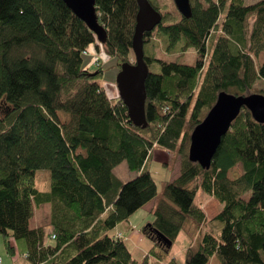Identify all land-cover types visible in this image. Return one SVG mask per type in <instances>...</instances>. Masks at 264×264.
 Listing matches in <instances>:
<instances>
[{"label":"trees","instance_id":"trees-1","mask_svg":"<svg viewBox=\"0 0 264 264\" xmlns=\"http://www.w3.org/2000/svg\"><path fill=\"white\" fill-rule=\"evenodd\" d=\"M96 2L105 42L64 0H0V234L11 254L13 242L23 241L32 264L69 244L76 253L53 264H150L148 257L135 258L127 239L110 231L157 197L148 165L153 149L178 132L189 111L193 131L220 92L259 93L254 84L264 80V61L255 67L264 53V0H191L189 18L174 0L172 11L165 12L164 0H150L163 20L145 33V44L155 31L163 32L170 47L182 40L194 46L198 60L164 61L145 51L149 70L153 61L161 70L149 71L146 79L148 126H136L121 97L110 98L100 83L104 68L98 59L96 70L83 62L94 45L117 59L119 71L124 63H135L138 2ZM169 17L172 22L165 24ZM189 141L188 136L179 146L180 174L166 184L154 222L142 228L152 241L149 255L168 259L172 247L158 233L174 244L188 216L206 224L194 202L206 192L224 204L208 219L220 229L190 247L184 264L213 257L221 264H264V123L243 107L209 169L189 159ZM123 161L136 174L125 182L114 174ZM239 166L241 173L233 178ZM38 170L50 172V189L36 187ZM46 203L53 244H46L43 227L30 224L35 206ZM167 264L179 263L172 256Z\"/></svg>","mask_w":264,"mask_h":264},{"label":"water","instance_id":"water-1","mask_svg":"<svg viewBox=\"0 0 264 264\" xmlns=\"http://www.w3.org/2000/svg\"><path fill=\"white\" fill-rule=\"evenodd\" d=\"M64 2L88 25L100 42L106 41L107 31L99 22L96 0H64ZM137 2L139 10L132 42L135 63H124L121 66L117 75V87L119 96L128 107L132 122L136 126L146 128L148 126L146 79L150 70L145 60L144 35L153 31L162 22L163 15L150 0H137ZM174 2L183 16L191 17V0H174ZM243 107L250 110L257 122L264 123V94L236 95L226 91L220 92L215 104L191 133L189 159L209 169L223 137L230 130L232 122ZM158 234L165 243H168L169 248L172 247L171 240L160 232Z\"/></svg>","mask_w":264,"mask_h":264},{"label":"rangeland","instance_id":"rangeland-1","mask_svg":"<svg viewBox=\"0 0 264 264\" xmlns=\"http://www.w3.org/2000/svg\"><path fill=\"white\" fill-rule=\"evenodd\" d=\"M257 1L259 0H244L246 4H252ZM164 3H167V6L169 8L166 9L161 7L162 10L164 12L172 11V0H164ZM224 14L225 11L223 10L219 21H222V19L224 18ZM169 22H172L171 17L164 19L165 24ZM145 51L148 56L162 59L164 61H177L185 64H195L198 60V53L194 46L185 44L182 40L170 47L168 45V42L166 41V36H164L163 32L158 31H155L152 40L145 44ZM97 59L104 68L103 76L99 78V81L104 86L108 96L113 97V92L117 91L118 89V61L115 57L107 56L106 54H104L102 50L97 51L94 45H91L89 46V54H84L83 66L91 70H96L98 68V64L96 62ZM263 61L264 53H261L258 57H256V69H259ZM160 67L161 66L158 61H153L150 66V71L159 72L161 70ZM254 88L256 92L262 93L261 89H264V80H257L254 84ZM191 123V111H189V113L181 119V125L178 132L173 136H165V142L158 144L152 151V157L148 161V165L150 173L155 179L158 186V195L155 198L157 206L164 196V189L166 184L171 182L176 177L179 170L181 171L182 154L179 150V146L182 144V142L188 140V136L190 138V134L192 132ZM189 146L190 141L188 145V152ZM240 173L241 167L239 166L233 169V171L231 172V176L233 178H236ZM50 183V172L48 170H38L35 177L36 187L41 190H48L50 189ZM246 197L248 198L249 194H247ZM194 202L197 206H200L202 209H204V212L210 216L209 219L213 218L224 208V204L216 196H212L211 194H208L206 192H199ZM36 221H38V219L33 218L30 221V224L34 226L36 224ZM148 223L150 222H146L144 226H146ZM219 229L220 224H214L211 221H207L206 224L201 225L200 222H198L194 217L188 216L179 232L177 241L172 247V255H178V253L181 251V245L188 246L189 244H191V242L193 243L194 248H196L205 233L218 231ZM0 241V264H32L28 258L22 255L19 250L16 249V247L13 254L8 252L2 234H0ZM145 242L147 243V241ZM13 245L16 246V244L14 243ZM134 255L135 257L137 256L135 253ZM186 255L184 256V259L182 257L179 258L181 260H186Z\"/></svg>","mask_w":264,"mask_h":264},{"label":"crops","instance_id":"crops-1","mask_svg":"<svg viewBox=\"0 0 264 264\" xmlns=\"http://www.w3.org/2000/svg\"><path fill=\"white\" fill-rule=\"evenodd\" d=\"M118 94L119 92L117 89V91L113 92V97H110V98L114 99L118 96ZM128 170L129 169H128L126 161H123L114 168V174L120 180L125 182L136 176L134 172L130 170L128 171ZM179 174H180V170L179 172H177L176 177ZM156 206H157L156 199H154L153 201L149 202L144 207L139 209L137 212H135L130 217L127 224H119L115 229L110 231V233L115 236L120 234L121 237H125L129 243V248L131 249L133 254L135 253L137 255L136 257L134 255V257L137 258L139 261L143 260L145 257H148L150 264H167V262L169 261V258L173 256L177 259L179 264H184L186 262V260H183L184 256L186 254H187L186 256H188V254L191 251V250L189 251L190 247L194 248L192 242L188 246L181 245V251L178 253V255L176 254L172 255V250H171V253H170L171 256L168 259L163 260V261L149 255L148 251L152 246V241L143 235L142 228L146 222H150V223L154 222L155 217H156L155 216ZM205 215H206V221H208L210 216L206 213ZM33 218H37L38 221H36V224L34 226H32L31 224V227L33 228L43 227L46 231V237H45L46 244H53L54 238L52 237L53 227L51 225V204L46 203L40 206H35L34 215L32 219ZM200 224L203 225V223H200ZM145 241H147V243ZM13 243L16 244V249H18L19 252L25 256V251H27L26 244L23 241H16V240ZM0 245H1V241H0ZM75 253H76V249L73 244L65 245L59 252H57L56 256H53L52 258L50 257L49 259H45L41 261L40 263L39 262L38 263L39 264H53L52 263L53 260H56L57 257L61 256V259L65 260L71 257L72 255H74ZM179 257H182L183 259L181 260ZM201 264H221V263L217 257H213L209 260L203 258L201 261Z\"/></svg>","mask_w":264,"mask_h":264},{"label":"built area","instance_id":"built-area-1","mask_svg":"<svg viewBox=\"0 0 264 264\" xmlns=\"http://www.w3.org/2000/svg\"><path fill=\"white\" fill-rule=\"evenodd\" d=\"M166 128V127H165ZM165 128H164V130H165ZM117 236H120V234H118ZM53 237H54V235H53Z\"/></svg>","mask_w":264,"mask_h":264}]
</instances>
